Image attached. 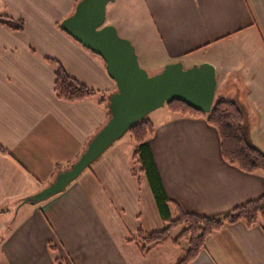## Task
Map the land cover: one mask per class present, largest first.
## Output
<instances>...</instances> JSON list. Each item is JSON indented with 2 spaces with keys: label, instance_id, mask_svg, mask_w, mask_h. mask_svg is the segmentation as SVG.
I'll list each match as a JSON object with an SVG mask.
<instances>
[{
  "label": "crops",
  "instance_id": "0c3cea01",
  "mask_svg": "<svg viewBox=\"0 0 264 264\" xmlns=\"http://www.w3.org/2000/svg\"><path fill=\"white\" fill-rule=\"evenodd\" d=\"M78 1L0 0V15L25 22L23 30L0 22V264H57L56 256L63 264H177L183 241L144 251L136 239L140 229L166 223L147 178L138 182L132 174L134 142L117 140L52 198L19 203L76 162L110 117L101 95L70 102L54 91L47 58L95 90L117 89L103 59L60 26ZM137 2L160 65L151 66V51L140 53L134 39L139 58L154 72L177 60L215 64L216 95L242 106L249 137L264 151V0ZM111 23L132 36L119 17ZM153 122L149 145L162 186L185 211L217 217L264 195V173L228 163L206 118L169 111ZM187 264H264V224L225 226Z\"/></svg>",
  "mask_w": 264,
  "mask_h": 264
},
{
  "label": "water",
  "instance_id": "95a60500",
  "mask_svg": "<svg viewBox=\"0 0 264 264\" xmlns=\"http://www.w3.org/2000/svg\"><path fill=\"white\" fill-rule=\"evenodd\" d=\"M112 1L79 0L74 12L61 22L65 32L103 59L115 81L117 89L108 98L110 117L76 162L21 204H37L63 192L134 124L173 100L204 112L212 110L218 86L216 65L205 61L186 67L183 60H177L151 73L141 65L132 40L106 22Z\"/></svg>",
  "mask_w": 264,
  "mask_h": 264
},
{
  "label": "trees",
  "instance_id": "16d2710c",
  "mask_svg": "<svg viewBox=\"0 0 264 264\" xmlns=\"http://www.w3.org/2000/svg\"><path fill=\"white\" fill-rule=\"evenodd\" d=\"M0 22L15 30H23L25 26L22 18L15 19L5 14L0 15ZM47 61L55 67L54 91L58 98L78 102L101 95L100 102L107 104L109 110L108 98L111 93L95 90L81 82L72 76L58 59L47 58ZM166 107L174 115L206 118L208 123L215 127L219 133L221 152L228 163L236 165L248 173H264V151L255 145L249 137L245 123V111L238 102L216 95L210 112L198 110L182 100H173ZM155 130L156 124L148 115L134 124L126 133L135 143V149L131 156L132 174L138 182L142 178H147L166 223L165 227L160 230L150 232L139 230L136 239L142 244L144 251H148L152 245L162 244L171 239L177 245L186 240L188 247L177 264H187L198 256L205 247L207 239L225 226L240 221L249 227L264 224V195L217 217L187 212L179 204L169 200L162 186L149 145V139L154 135ZM23 200L24 198L19 203ZM171 205L175 206V217L171 214ZM179 227L182 228L181 231L176 237H173L172 232ZM50 247L53 250L56 249L52 245ZM55 260L57 264H63L60 257L56 256Z\"/></svg>",
  "mask_w": 264,
  "mask_h": 264
},
{
  "label": "rangeland",
  "instance_id": "374dc122",
  "mask_svg": "<svg viewBox=\"0 0 264 264\" xmlns=\"http://www.w3.org/2000/svg\"><path fill=\"white\" fill-rule=\"evenodd\" d=\"M137 5H138L137 0H115V1L110 2L109 6H108V13H107L106 22L111 23V21H113L114 19L119 17L121 19L123 25H124V28L127 30L126 32H129L132 36L131 37L125 36L124 34H122V33H124V31L122 32L120 30V28H118L120 34L122 36H125V37L131 39L132 42L135 44V46H136V41L134 39H136L137 42L140 43V45H141L140 46L141 47L140 53H146L148 51H151L149 53V56H150L149 63H151V66H156L159 64L158 58L156 55L157 51H158V48L156 45L158 43H157L156 39L154 38V36L151 35L150 28L139 19L138 14H137V10H138ZM138 53H139V51H138ZM140 63L143 67L148 69V71H150L151 73H155L153 68L146 66V64L144 63L143 60L140 59ZM186 65H187V67L190 66L189 62H187ZM162 68H160V69H162ZM165 112H169L168 108L166 106L151 112L149 114V117L153 121H156L157 116L162 114V113H165ZM121 139L125 140L124 144L126 146H127V143L133 144V141H130L128 134H125L119 140H121ZM143 189L145 190V184H143ZM37 204H39V203H37ZM25 205L30 206V207L36 206V204L31 205L29 203H27ZM181 229L182 228H180V227L177 228L174 231L173 235H177V233H179L181 231ZM182 244L186 245V247H188V243L186 240H183Z\"/></svg>",
  "mask_w": 264,
  "mask_h": 264
}]
</instances>
